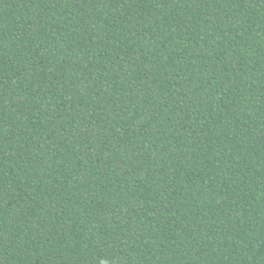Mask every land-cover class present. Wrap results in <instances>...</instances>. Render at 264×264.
<instances>
[{
    "label": "trees",
    "instance_id": "obj_1",
    "mask_svg": "<svg viewBox=\"0 0 264 264\" xmlns=\"http://www.w3.org/2000/svg\"><path fill=\"white\" fill-rule=\"evenodd\" d=\"M0 264H264V0H0Z\"/></svg>",
    "mask_w": 264,
    "mask_h": 264
}]
</instances>
